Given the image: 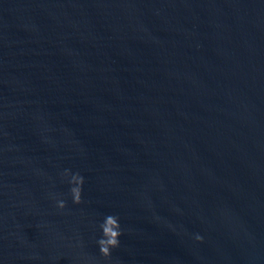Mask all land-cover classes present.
Returning a JSON list of instances; mask_svg holds the SVG:
<instances>
[{
	"label": "water",
	"instance_id": "1",
	"mask_svg": "<svg viewBox=\"0 0 264 264\" xmlns=\"http://www.w3.org/2000/svg\"><path fill=\"white\" fill-rule=\"evenodd\" d=\"M0 264H264V0H0Z\"/></svg>",
	"mask_w": 264,
	"mask_h": 264
},
{
	"label": "clouds",
	"instance_id": "2",
	"mask_svg": "<svg viewBox=\"0 0 264 264\" xmlns=\"http://www.w3.org/2000/svg\"><path fill=\"white\" fill-rule=\"evenodd\" d=\"M64 176L67 178L70 176L69 183L72 186L70 189L71 196L73 199V203L80 204L81 201V193H82V186L84 184V178L79 174H71L70 172H65ZM57 207L63 210L66 205L64 201L60 200L57 201ZM102 230V238L97 241L99 246L100 254L104 258H109L111 255V250L119 247L120 236L122 235L121 226L119 224V218L113 215H108L105 218L104 223L100 225ZM197 239H200L197 237Z\"/></svg>",
	"mask_w": 264,
	"mask_h": 264
}]
</instances>
